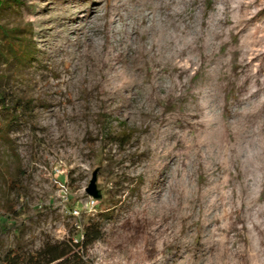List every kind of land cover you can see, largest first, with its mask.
<instances>
[{
    "label": "rangeland",
    "instance_id": "1",
    "mask_svg": "<svg viewBox=\"0 0 264 264\" xmlns=\"http://www.w3.org/2000/svg\"><path fill=\"white\" fill-rule=\"evenodd\" d=\"M97 1L9 0L0 11V25L15 43L12 49L0 39V88L8 104L0 115V257L17 245L31 250L47 237L63 239L96 216L104 228L90 250L94 264H264V165L254 189L243 186L241 159L223 175L231 196L221 223L228 231L220 232L225 251L217 243L206 249L199 199L192 224L178 219L164 232L140 214L159 179L153 163L162 129L172 123L187 131L188 121L205 117L203 94L213 79L205 65L176 63L164 79L175 88L159 101L145 104L141 96L114 91L113 48L86 46L87 36L98 32L101 41L118 27L108 16L114 0H101V17L87 27ZM186 7L184 16L196 28L214 13L222 19L226 63L219 112L233 128L249 109L241 102L245 95L259 90L252 100H264V0H186ZM16 44H24L26 51L18 52L25 55L16 54ZM79 48L83 54L73 57ZM132 63L128 59L119 70ZM140 65L139 80L150 78L147 62ZM249 114L254 125L264 123V107ZM259 137L264 140V133ZM204 157L203 148L194 157V187L203 188L209 178ZM94 178L96 197L87 192Z\"/></svg>",
    "mask_w": 264,
    "mask_h": 264
},
{
    "label": "bare ground",
    "instance_id": "2",
    "mask_svg": "<svg viewBox=\"0 0 264 264\" xmlns=\"http://www.w3.org/2000/svg\"><path fill=\"white\" fill-rule=\"evenodd\" d=\"M180 3L185 8L178 7ZM101 8V0H98L90 9L92 21L87 27L101 17ZM187 11L186 0H114L108 16L110 25L118 27L107 31L101 41L98 32L87 36L86 46L113 48L110 78L114 91L141 96L145 104L159 101L162 92L174 90L173 82L164 85L168 65L177 63L183 68L198 69L205 65L208 68L213 80L203 94L207 114L197 122L188 121L187 131L177 130L172 123L162 129L153 163L159 179L148 188L149 201L139 211L147 215L146 220L153 225L154 231L164 232L178 219L192 224L198 216L195 202L199 199L205 222L206 249L211 250L217 243L225 251L220 232L228 231V226L221 223L227 217L231 196L227 192L228 180L223 179V175L230 176L234 161L241 159L246 169L243 186L247 190L256 187L257 173L264 165V140L259 137L264 133V123L254 125L249 113L260 111L264 100H252L259 90L245 95L241 102L249 109L229 129L219 112V91L226 63L222 19L214 13L196 28L190 17L184 16ZM223 13H226L225 9ZM75 30L71 28L69 32ZM82 54L80 48L79 52L72 53L73 57ZM128 59L133 61L131 67L120 71L119 66L122 67ZM140 60L149 65L148 72L144 70L151 73L150 78L146 74L143 80H139L143 69ZM190 115L195 117L196 114ZM180 140L184 143L183 151L178 149ZM202 148L209 178L203 188H198L189 179L194 157ZM158 225L164 229L161 231Z\"/></svg>",
    "mask_w": 264,
    "mask_h": 264
},
{
    "label": "trees",
    "instance_id": "3",
    "mask_svg": "<svg viewBox=\"0 0 264 264\" xmlns=\"http://www.w3.org/2000/svg\"><path fill=\"white\" fill-rule=\"evenodd\" d=\"M9 0H0V11L6 7ZM19 2V0H11ZM8 30L0 25V39L13 49L15 43ZM17 46H19L17 48ZM24 44H16V54L25 55L18 51L24 50ZM26 50H24L25 52ZM23 52V51H22ZM7 100L0 88V115L7 110ZM24 106H18L22 111ZM103 224L96 216L88 219L70 230L68 236L63 239L47 237L38 248L28 250L21 245L9 248L1 257L0 264H94L90 256L92 246L103 235ZM80 229V230H79Z\"/></svg>",
    "mask_w": 264,
    "mask_h": 264
},
{
    "label": "water",
    "instance_id": "4",
    "mask_svg": "<svg viewBox=\"0 0 264 264\" xmlns=\"http://www.w3.org/2000/svg\"><path fill=\"white\" fill-rule=\"evenodd\" d=\"M95 181H96V178H94L92 181H91V184L89 186V188L87 189V192L96 197L97 196V191H96V186H95Z\"/></svg>",
    "mask_w": 264,
    "mask_h": 264
},
{
    "label": "built area",
    "instance_id": "5",
    "mask_svg": "<svg viewBox=\"0 0 264 264\" xmlns=\"http://www.w3.org/2000/svg\"><path fill=\"white\" fill-rule=\"evenodd\" d=\"M75 213H79L78 211H75Z\"/></svg>",
    "mask_w": 264,
    "mask_h": 264
}]
</instances>
